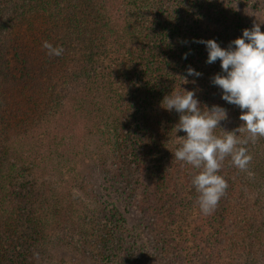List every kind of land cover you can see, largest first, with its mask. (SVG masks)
I'll list each match as a JSON object with an SVG mask.
<instances>
[{"label":"trees","instance_id":"1","mask_svg":"<svg viewBox=\"0 0 264 264\" xmlns=\"http://www.w3.org/2000/svg\"><path fill=\"white\" fill-rule=\"evenodd\" d=\"M233 2L0 0V264H141L122 242L138 226L146 228L159 264H246L242 232L264 224V137L243 145L252 157L245 170L224 159L219 174L228 188L205 215L192 184L198 170L173 154L186 136L175 129L180 113L162 106L174 89L194 91L202 109L227 110L222 128L243 125L239 106L212 83L215 74L226 75L221 61L207 63L208 50L197 42L215 39L228 48L254 26ZM44 41L62 46L63 54L49 56ZM189 66L201 75L189 76ZM97 134L96 146L85 140ZM81 159L97 162L122 185L127 205L140 210L137 227L89 193L103 221L91 239L90 222L71 214L72 188L56 194L52 211L46 207L47 185H38L36 175L60 170L87 191L84 174L71 166ZM60 222L78 227L83 244L55 239L49 227Z\"/></svg>","mask_w":264,"mask_h":264},{"label":"clouds","instance_id":"2","mask_svg":"<svg viewBox=\"0 0 264 264\" xmlns=\"http://www.w3.org/2000/svg\"><path fill=\"white\" fill-rule=\"evenodd\" d=\"M260 25L255 23L251 29H244L243 35L231 41L228 48H222L215 39L197 41L204 43L208 50L207 63L221 61L226 75L215 74L212 83L222 89V99L239 106L240 120L244 122L242 126L232 131L222 128L220 122L227 119V110L220 105L202 109L194 91L174 89L162 101V106L168 111L175 109L180 113L175 129L184 131L186 136L172 152L176 160L198 170L192 184L199 194L200 210L205 215L215 210L228 188L227 180L219 174L224 159L231 156L232 163L245 170L252 157L243 145L264 137V31ZM42 47L49 56L63 54L62 46L54 47L48 41H44ZM187 74L201 75L191 66ZM187 82V77H184V83ZM217 127L223 129L220 135L215 134ZM245 132L248 135L244 138L237 134Z\"/></svg>","mask_w":264,"mask_h":264},{"label":"rangeland","instance_id":"3","mask_svg":"<svg viewBox=\"0 0 264 264\" xmlns=\"http://www.w3.org/2000/svg\"><path fill=\"white\" fill-rule=\"evenodd\" d=\"M233 6L237 7V10L240 12H243V15L246 16V20L249 21L252 24L255 23H261V31H264V0H260V4L258 8L254 7L249 2L247 5H245L246 0H233ZM245 2V3H244ZM220 9H223V6H220ZM85 125L79 124L77 127V133L80 131L84 132ZM82 132V133H83ZM100 134L88 136L85 140L91 141V143L96 146V143L98 142ZM86 137V136H85ZM177 140L181 139L179 135L176 137ZM84 139V137H83ZM82 142V139H79V143ZM92 161H89V163ZM88 161L85 162L83 159L79 160L78 163H72V169L78 170L77 173L81 177L83 175L84 182L86 181L87 184L91 187V189L81 192L80 188L75 187V183L73 182V175L70 176L69 174L63 175V173L60 170H54L49 169L46 171L40 172V174L36 175V182L38 185H42L43 187L47 185V188H44V193L47 197L44 199L47 200L46 207L52 211L53 204H55L56 194H64L65 190H71L72 192L77 195V198L74 202L75 208H74V214L71 212L72 215H76L80 220H86L87 222H90L91 229L90 234L91 236L93 233L95 234L94 237H91V239L95 240L97 234H100V230H102L103 221L99 219L100 215H94L93 212L98 211V208L100 206L98 205L99 201L96 200V202H92V198L90 197L89 193L96 194L98 198H100V203H103L105 207L108 209L114 208L117 209L121 216H123L126 221L123 223L129 227L134 228V226H138L139 220L138 216L140 213V210L137 209L136 206H129L127 205L126 201L122 197L124 196V193H121L122 191V185H119L116 183V180H114L109 173L106 171H103L101 169V166L97 162H92V164L89 165ZM131 175L134 177V180L139 176L137 173H131ZM143 177V176H139ZM85 182V183H86ZM140 181H137L136 186H138ZM137 188V187H136ZM48 189V190H47ZM86 192V193H85ZM143 192V190H142ZM74 195V194H73ZM141 196V194H138ZM125 197V196H124ZM72 199V198H70ZM50 200V201H49ZM50 205V207H49ZM87 208L86 211H83L82 208ZM65 207V211H66ZM78 209V210H77ZM80 209V210H79ZM112 210V209H111ZM69 212V210H67ZM70 214V213H68ZM79 220V222H80ZM51 233L55 234V239H57V235H63L66 236L67 241H72L69 243V245L72 247L75 244H83V238L80 235L81 230L76 227L72 226L68 223H62L60 224H53L51 227H49ZM247 231H249L247 233ZM244 229L242 232L247 236V239H244V242L241 244V247L244 249V262L246 264H258L262 260V257L264 256V241L262 238H264V224L263 226L254 227L252 229ZM141 233V237L137 235V233ZM147 230L144 226H138L137 231L132 233L131 235L127 236L124 241L129 244V246L132 248L133 254L136 259L134 260L136 263L140 261L141 264H159L157 262L156 257L154 255L157 253V249L153 247L152 244L148 241L149 236L147 235ZM130 237V238H128ZM128 238V239H127ZM127 239V241H126ZM236 244V243H235ZM94 249H96V243L93 244ZM239 246V243L236 244ZM62 247L65 249L66 245L62 244ZM77 247V246H76ZM84 247L86 249V254L91 255L90 252L91 248L86 244V241L84 242ZM233 247H236L233 245ZM211 249V247H208ZM240 248V247H239ZM213 249V248H212ZM98 250V247L97 249ZM95 251V250H92ZM66 256H71L73 254V251L71 252H64ZM122 259V257L120 258ZM119 259V260H120ZM220 260H217V262ZM207 264V263H206ZM208 264H216V260H213L211 262H208Z\"/></svg>","mask_w":264,"mask_h":264}]
</instances>
